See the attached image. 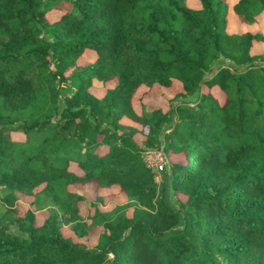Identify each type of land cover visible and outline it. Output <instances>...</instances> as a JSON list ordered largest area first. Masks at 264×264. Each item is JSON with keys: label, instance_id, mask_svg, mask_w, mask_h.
Here are the masks:
<instances>
[{"label": "trees", "instance_id": "obj_1", "mask_svg": "<svg viewBox=\"0 0 264 264\" xmlns=\"http://www.w3.org/2000/svg\"><path fill=\"white\" fill-rule=\"evenodd\" d=\"M196 1L0 0V264H264V36ZM231 9L254 26L264 0ZM161 148L158 182L144 152ZM113 187L126 203L103 209Z\"/></svg>", "mask_w": 264, "mask_h": 264}, {"label": "rangeland", "instance_id": "obj_2", "mask_svg": "<svg viewBox=\"0 0 264 264\" xmlns=\"http://www.w3.org/2000/svg\"><path fill=\"white\" fill-rule=\"evenodd\" d=\"M229 3V11H228V19H227V25H226V31L229 34L237 33V34H242L245 32H252V33H257L261 32L264 36V13L260 15L258 22L254 26H248L245 24H242L239 22L238 18L234 15L232 12L231 7L238 1V0H227ZM189 7L193 9H199V4L196 0H190ZM60 13L59 12H52L48 15V20L50 22L55 21L58 19ZM253 55H264V41L262 43H257L255 44L253 50H252ZM96 53L87 51L85 54L78 60L79 66H85L90 63H92L94 60H96ZM222 64L221 60L219 62H216L214 66L212 67L211 75H207V77H211L217 70L218 67ZM115 86L114 83H109L108 85L104 86L102 83L99 81L94 82V87L91 89V93L94 94L96 97L101 98L105 95L107 89H111ZM57 87L60 90L61 97H66L70 96L74 92V88L72 87L71 84H62L58 83ZM179 87L175 86V88L172 89H163L160 91H148L145 87H142L139 92L137 93L135 99H134V107L135 110L140 113L143 112V107L144 106H155V105H160L164 108H168L171 104V100L173 99L174 96H176L179 92ZM212 93L214 97L222 103L224 100V95L217 89L214 88L212 90ZM193 97L192 99H194ZM62 101L60 102V107ZM145 112H148L147 109H145ZM123 124L126 125H134L131 121L127 119H123ZM14 140L21 141L24 139V135L22 134H13L12 135ZM140 139V138H138ZM156 150V149H155ZM144 158L146 163L148 162V154L147 150L144 152ZM167 164V162H166ZM72 170L77 173L81 174L80 170H78L76 167L72 166ZM158 177V175L156 176ZM88 198H94L95 193L93 191L87 192ZM99 197L104 200V204L100 203V206L103 209L109 208V207H114L117 205H121L126 203V199L123 194H121L120 190L117 187H113L112 189L108 190H100L98 192ZM29 200L25 201V206L29 207ZM89 208L86 206V204L82 205V213L87 214ZM40 218V216H38Z\"/></svg>", "mask_w": 264, "mask_h": 264}, {"label": "built area", "instance_id": "obj_3", "mask_svg": "<svg viewBox=\"0 0 264 264\" xmlns=\"http://www.w3.org/2000/svg\"><path fill=\"white\" fill-rule=\"evenodd\" d=\"M147 154H148L147 165L152 171H154L158 175V177H156V179L158 182H160L161 181V174H162V172H164V170L167 167V164H166L167 159H166V155L164 153V150H163V148H161L160 150L148 149Z\"/></svg>", "mask_w": 264, "mask_h": 264}]
</instances>
